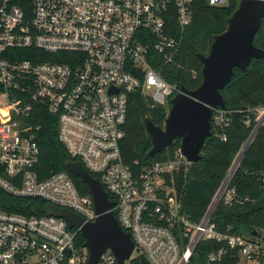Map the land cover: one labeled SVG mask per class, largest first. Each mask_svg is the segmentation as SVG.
<instances>
[{
	"label": "built area",
	"instance_id": "built-area-1",
	"mask_svg": "<svg viewBox=\"0 0 264 264\" xmlns=\"http://www.w3.org/2000/svg\"><path fill=\"white\" fill-rule=\"evenodd\" d=\"M240 1L0 0V264H86L89 259L88 250L77 245L80 232L46 212L52 205L86 223L99 217L93 196L84 195L68 171L43 177L36 122L43 112L57 118L68 153L115 203L112 211L136 246L124 264L142 256L150 264H189L203 241L224 243L210 254L209 264H221L233 251L239 264H264V232L228 235L212 221L222 200L231 204L236 198L230 183L244 155L195 223L180 213L169 181L193 166L181 148L140 172L125 162L121 148L132 94L141 89L155 105L171 107L181 91L161 78L151 64L153 54L173 61L197 3L224 8ZM254 112L248 147L264 126V107ZM97 264L118 260L108 250Z\"/></svg>",
	"mask_w": 264,
	"mask_h": 264
},
{
	"label": "trees",
	"instance_id": "trees-1",
	"mask_svg": "<svg viewBox=\"0 0 264 264\" xmlns=\"http://www.w3.org/2000/svg\"><path fill=\"white\" fill-rule=\"evenodd\" d=\"M238 7L237 2L224 8H211L197 3L193 21L183 34L179 53L172 62L165 63L156 55L151 64L169 85L178 89L195 90L203 82L199 56H207L214 36L223 33L227 20ZM180 35L179 28H173ZM255 46L264 50V19L255 37ZM227 111L215 112L212 121L213 136L208 138L201 151L202 160L188 171L176 173L173 181L179 211L190 221L198 223L206 214L214 197L221 188L235 160L252 135L256 124L255 109L264 107V59L253 60L246 71L235 69L231 82L221 91ZM170 106L154 104L141 89L131 95L125 138L121 144L125 162L140 172L155 162L167 161L181 148L175 142L163 153L149 157L152 148L146 129L148 117L155 125L163 126ZM222 115L223 120L216 117ZM250 121V125L247 122ZM41 130L37 141L41 149V169L43 177L67 171L66 165L76 161L59 139L57 118L41 113L37 120ZM97 178L96 176H93ZM78 189L84 195L90 190L81 178L72 176ZM236 190V198L231 204L222 200L217 206L212 221L218 231L228 235L253 236L264 232V126L246 150L242 161L230 183ZM15 202V201H14ZM34 205L36 201H28ZM85 239L78 234L77 245L83 248ZM224 248V243L203 241L195 249L189 264H209L211 253ZM237 251H233L221 264H239ZM132 264H150L145 257H138Z\"/></svg>",
	"mask_w": 264,
	"mask_h": 264
},
{
	"label": "water",
	"instance_id": "water-1",
	"mask_svg": "<svg viewBox=\"0 0 264 264\" xmlns=\"http://www.w3.org/2000/svg\"><path fill=\"white\" fill-rule=\"evenodd\" d=\"M264 19V0H241L233 15L227 20L226 30L214 36L207 56L200 55L203 64V82L195 90L182 88L170 100V111L163 126L155 125L148 117L146 129L152 148L149 157H155L180 141L182 155L192 164L202 160L201 151L206 140L213 136L212 121L218 110L227 111L221 91L231 82L235 69L246 71L253 60L264 59V50L255 46V37ZM242 149L243 156L247 146ZM67 171L81 178L93 196L99 217L86 223L84 218L68 209L47 206L46 212L64 219L71 229H76L85 239L89 252L86 264H97L102 254L110 250L118 264L130 260L136 248L130 233L123 230L110 200L100 181L88 173L78 161H70Z\"/></svg>",
	"mask_w": 264,
	"mask_h": 264
},
{
	"label": "rangeland",
	"instance_id": "rangeland-1",
	"mask_svg": "<svg viewBox=\"0 0 264 264\" xmlns=\"http://www.w3.org/2000/svg\"><path fill=\"white\" fill-rule=\"evenodd\" d=\"M147 94L148 95H152L153 94V91H147Z\"/></svg>",
	"mask_w": 264,
	"mask_h": 264
}]
</instances>
